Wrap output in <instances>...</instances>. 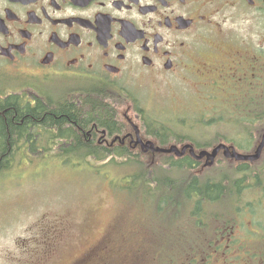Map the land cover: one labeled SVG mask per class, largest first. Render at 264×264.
Instances as JSON below:
<instances>
[{"label": "flooded vegetation", "instance_id": "flooded-vegetation-1", "mask_svg": "<svg viewBox=\"0 0 264 264\" xmlns=\"http://www.w3.org/2000/svg\"><path fill=\"white\" fill-rule=\"evenodd\" d=\"M199 81L219 88L238 83L229 90H242L227 101L230 115L264 121V0H0V125L11 117L12 101L14 108H46L43 89L66 87L76 94L98 82L125 93L150 84L176 90ZM259 126L242 130L239 136L247 142L230 143L231 148L254 152L264 134V124ZM91 131H85L84 139L94 142ZM125 136L138 151L134 135L128 131ZM108 138L102 133L98 143L103 139L105 147H120ZM32 148L33 140L25 137L19 148L7 151ZM223 162L253 166L221 157L218 164ZM256 164H264V155ZM228 181L231 208L214 217L211 229L200 225L197 239L187 241V232L180 236L176 225L169 227L175 241L203 248L200 255L164 262L117 258L112 242L102 236L72 264H264L263 185L245 178ZM238 183L250 185L238 192ZM61 236L47 233L46 254Z\"/></svg>", "mask_w": 264, "mask_h": 264}, {"label": "rangeland", "instance_id": "rangeland-1", "mask_svg": "<svg viewBox=\"0 0 264 264\" xmlns=\"http://www.w3.org/2000/svg\"><path fill=\"white\" fill-rule=\"evenodd\" d=\"M237 84L219 88L210 82L199 81L194 89L178 88L174 91L150 84L144 90L129 89L131 95L121 109L141 128L142 121L129 109L135 100L142 110L156 111L164 114L170 122L173 120L170 126L177 134L191 136L189 140L203 144L214 141L216 134L223 136L221 131L224 129L233 133L238 130L234 123L231 128L230 124L227 128L217 125L214 107L241 96L242 90L238 87L229 92L230 87ZM49 97L52 101L58 98ZM42 135H46L39 139L42 146L48 149V144L54 145L49 134ZM240 139L238 136L237 142ZM59 149L60 146L44 152L39 147L33 155L21 152L16 157L15 167L0 178V264H72L102 236H107L112 242L113 256L117 258H183L198 252L197 249L173 246L169 227L182 212V207L174 203L180 200L179 186L170 190L168 185H162L157 192L147 194L142 191L143 185L139 180L132 176L133 170L127 171L114 163L90 160V165L105 168L93 173L77 159L70 163L64 157L59 159ZM26 157L30 158L24 159ZM161 160L164 159L143 157L145 162ZM251 171L255 173L252 177H236L260 183L264 168L255 167ZM168 174L173 177L184 175L173 170H168ZM204 177L216 178V168L207 170ZM127 183L138 193L126 191ZM160 197L172 203L164 204L158 201ZM151 225L160 232V239H156L158 235ZM177 225L180 236L192 229L190 219L185 216L177 221ZM45 231L62 234L49 254L44 251ZM154 242L159 246L173 247L155 248Z\"/></svg>", "mask_w": 264, "mask_h": 264}, {"label": "trees", "instance_id": "trees-1", "mask_svg": "<svg viewBox=\"0 0 264 264\" xmlns=\"http://www.w3.org/2000/svg\"><path fill=\"white\" fill-rule=\"evenodd\" d=\"M110 86L111 84L108 83L97 82L91 90L77 91L76 94L64 92L60 95L61 100L48 102L46 108L30 105L23 108L20 104L14 108L16 102L9 103L14 105L9 107L8 110L11 117L7 121L3 118L1 120L2 125H0V178L15 167L16 157L21 154L20 151L9 152L7 151L8 148L12 146L19 148L22 139L29 137V139H33L32 149L34 151L40 143L39 139L46 136L42 134H49V140L54 144L51 145L55 148L60 146L58 157H64L69 162L73 159L84 163L91 159L96 161H106L108 159L118 161L120 167L133 170L136 178L169 176L167 167L183 172V177H195L190 181L189 186L186 185V182L183 183L185 185L184 193L203 194L208 198H216V201H218L232 192L233 186L227 185L225 181V179H230L229 168L226 166L220 168L216 174V178L222 177L220 181L215 179L201 180L200 176L196 175V167L190 159L174 162L166 158V160L161 161L159 168L152 169L153 167L143 161V155L131 157L133 154L126 147H119L120 149L112 151L109 148L97 145L96 140H98L102 130L107 131L110 136L132 130L129 118L123 114V109H121L126 103L127 97L131 94L120 93L115 88H110ZM133 108L132 112L142 121V136L151 137L157 141L158 145L167 146L172 142L181 144L184 140L191 138V136L174 132L170 126L173 125L174 121L170 122L164 114H154L142 110L135 100H133ZM140 116H142V119ZM246 122L253 125L264 124V121ZM6 124L9 125V128ZM90 129H92L94 142L84 139L85 131ZM95 131H99V133H95ZM224 138V136L218 135L211 142L203 144L194 142L197 148L211 147L216 141ZM156 170L159 171L156 172ZM246 170L240 169V171ZM238 175L241 174L237 172ZM146 184L143 187H150V183ZM241 189L242 184L238 183L237 190L240 192Z\"/></svg>", "mask_w": 264, "mask_h": 264}, {"label": "water", "instance_id": "water-1", "mask_svg": "<svg viewBox=\"0 0 264 264\" xmlns=\"http://www.w3.org/2000/svg\"><path fill=\"white\" fill-rule=\"evenodd\" d=\"M133 128L136 131V137H137L136 145H141L142 151L144 153L151 152L153 154H175L177 157L181 158L185 156L186 152L189 150L190 155L195 160L197 161L206 160V164H205L206 167H211L214 165L216 157L218 156L221 150L225 151V156L229 159H235L237 161L255 162L260 159L262 151L264 149V137L256 153L250 156L240 155L236 153L235 151H230L224 145H219L217 148L215 147L211 151L204 150L199 153H196L194 148L191 145H186L182 147L181 149H179L177 146H170L169 148L164 149V148L155 147V145L150 141L144 143L140 138V131L138 127L134 126Z\"/></svg>", "mask_w": 264, "mask_h": 264}]
</instances>
